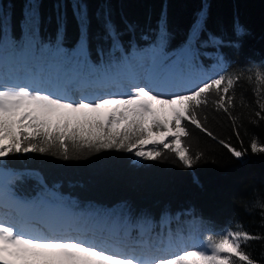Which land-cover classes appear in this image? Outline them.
I'll list each match as a JSON object with an SVG mask.
<instances>
[{
    "label": "trees",
    "instance_id": "1",
    "mask_svg": "<svg viewBox=\"0 0 264 264\" xmlns=\"http://www.w3.org/2000/svg\"><path fill=\"white\" fill-rule=\"evenodd\" d=\"M79 10H85L90 20L88 56L96 66L118 63L133 50L153 47L162 48L171 58L163 63L171 64L189 44L201 13H206L205 30L192 45L191 72L186 62L181 64L186 81L196 73L204 78L223 70L245 69L247 76L251 69L254 77L257 66L264 65V0H0V47L29 43L41 51L59 45L71 53L80 35ZM105 13L120 44L115 51L101 23ZM237 25L242 29L239 35L234 31ZM208 33L221 43L205 44ZM254 86V79L236 86L233 114L240 116L239 140L231 122L211 108L206 127L217 140L190 127L191 150L203 154L191 169L167 151L162 159L136 162L132 153L106 150L71 161L38 153L9 156L0 170L14 174L10 187L16 197L36 202L28 211L39 210L42 199L60 203L61 224L67 227L86 230L96 223L101 232L109 230L119 238L126 231L151 229L153 235L152 230L159 232V241H168L165 234L201 241L225 230L264 236V154L250 149L254 138L264 144V120L251 122L259 110ZM241 95L247 107H241ZM219 139L247 150L246 155L233 158ZM2 176L6 183L9 178ZM169 227L170 231H162ZM116 229L119 232L111 231ZM129 235L138 239V234ZM242 247L264 264V240Z\"/></svg>",
    "mask_w": 264,
    "mask_h": 264
},
{
    "label": "snow or ice",
    "instance_id": "2",
    "mask_svg": "<svg viewBox=\"0 0 264 264\" xmlns=\"http://www.w3.org/2000/svg\"><path fill=\"white\" fill-rule=\"evenodd\" d=\"M205 19L206 13L197 17L189 44L169 65L163 62L171 58L160 47L133 50L131 56H124L118 63L92 64L88 56L90 20L85 10L77 12L80 35L71 53L57 45L55 49L45 46L39 53L22 50L9 54L20 61L17 72L23 68L25 75L0 72V164L9 156L30 153L71 161L106 150L155 161L164 158L167 151L182 167L191 169L203 154H193L191 150L190 127L218 139L206 127L209 108L231 122L239 140L240 116L233 114L237 107L236 86L241 80L250 84L255 80L253 95L259 110L251 122L264 120V65L257 66L254 77L251 69L247 76L245 69L223 70L213 77L186 83L181 64L186 62L191 72L192 45L205 30ZM101 23L106 36L113 40V50L120 49L115 26L107 13ZM234 31L239 35L242 29L237 25ZM204 43L215 45L221 40L208 33ZM28 60L37 63L40 71L28 69ZM146 60L151 62L148 67L143 63ZM2 61L0 56V64ZM138 68L144 73L143 84L139 82ZM156 74L163 77V87L154 79ZM123 82L127 83L126 88ZM110 85L121 90L104 92ZM90 88L100 91L87 92ZM75 93H80L78 98H73ZM241 107H247L242 95ZM218 143L235 159L246 155L247 150H238L223 139ZM250 149L253 154H264V144L255 138ZM0 174L9 178L0 184V264H258L242 245L264 240V236L242 230L208 235L199 244L182 239L177 244L169 235L167 243L161 241L155 246L159 255H150L79 230L72 235L69 230L50 224L45 225L46 231L35 228L23 213L35 207L36 202L15 196L10 187L14 174L2 170ZM57 211L62 213L63 209ZM141 244L150 250L153 247L146 241Z\"/></svg>",
    "mask_w": 264,
    "mask_h": 264
},
{
    "label": "rangeland",
    "instance_id": "3",
    "mask_svg": "<svg viewBox=\"0 0 264 264\" xmlns=\"http://www.w3.org/2000/svg\"><path fill=\"white\" fill-rule=\"evenodd\" d=\"M12 46V44H6L4 45L3 47H1L0 49V56L3 57V61H2V64H0V72H3L5 74H12V75H19L21 77H23L25 75V71L23 68H21L19 70V72H17V68L20 64V61H18L17 59H15L14 57H10L9 54L11 53H14V52H18V51H22V50H31V51H35L38 53L37 49L34 47L33 44H29V43H26V45L21 49V48H17V47H14ZM144 66L145 67H148L150 66V64H147L148 61H144ZM26 65H27V68L30 69L32 72H39L40 69H39V66L37 65V63L31 61V60H28L26 61ZM137 71L140 73V79H139V82L141 84L145 83V79H144V73H143V70L142 69H137ZM157 76H154V79L157 80L158 82H161V86L163 87L164 84H163V78L161 77H157ZM203 77L200 76V73H196L195 75H193L192 77H190L188 80H200L202 79ZM187 80V81H188ZM186 81V83H187ZM123 86L126 88L127 87V83L126 82H123ZM190 86V85H189ZM121 88L116 86V85H110L109 87H106L105 89H103L104 92H118L120 91ZM173 91H179L180 89L179 88H172ZM100 90H97V89H87V92H99ZM80 95V93H75L74 94V97L73 98H78ZM147 147H150V146H146ZM134 156V155H133ZM134 160L136 162H139L141 161L140 158H137L134 156ZM0 184H4V178L2 175H0ZM52 203L56 204V208H52L51 206L53 205ZM39 210L37 211H34V212H31V211H28L27 209L24 210V213L23 215L27 218H29L30 220V223L33 227L35 228H38V229H41V230H45L46 231V227L45 225L46 224H50L54 227H58V228H63V229H66V230H69V234H72V235H76L78 234L77 233V230L81 231V232H84L86 233L88 236H94L96 238H99V239H105V240H109V241H112V242H118L120 243L121 246L125 247L126 249H131V248H135L136 247H142V244L141 242L142 241H145V240H148L150 241L149 243L153 246L152 249H148V253H150V255H159L158 252L155 251V246H158L160 245V242L159 241V237H157L158 233H155V235L151 234V232H149V230H146V229H141L142 231L138 230L137 232L135 233H131L130 231H126L124 232L122 235V238L121 240L120 239H116V240H113V233L109 232V230H104L103 232H101V228H99V225L94 223L89 229H86V230H82L80 228H75V226L73 227H67L63 224H61V216L63 214L62 213H59L57 210L58 209H63L62 205H60V203H57V202H50L48 200H45V199H42V201H40L39 203ZM55 207V206H54ZM39 211H41V213H39ZM37 213V214H36ZM15 213L13 212V217H15ZM76 229V231H75ZM166 230H169L170 231V227L168 229H162V231H166ZM113 231V230H111ZM115 231H119L118 229L115 230ZM99 233V234H98ZM129 234H138L137 238L140 237V241L139 242H135L137 241L138 239H130V237L126 236V235H129ZM130 236V235H129ZM165 238L168 239L167 235L165 234ZM183 240L184 242H187V243H191V242H195L197 244H199L200 240H194V239H190L189 237H186V236H183V235H178L177 236H173V241L177 244L180 243V240ZM162 241H166L167 240H162ZM148 243V242H147ZM148 243V244H149ZM141 248H136V251L139 253L141 252L140 251ZM150 251V252H149Z\"/></svg>",
    "mask_w": 264,
    "mask_h": 264
},
{
    "label": "bare ground",
    "instance_id": "4",
    "mask_svg": "<svg viewBox=\"0 0 264 264\" xmlns=\"http://www.w3.org/2000/svg\"><path fill=\"white\" fill-rule=\"evenodd\" d=\"M1 48V47H0ZM3 49V48H2ZM2 49H0V50H2ZM53 204V203H52ZM55 206V207H54ZM52 208H56L57 206H56V204H53L52 206H51ZM126 236H128L129 237V235H126ZM122 238V237H121ZM121 238H119V237H117V236H114V238H113V240H116V239H120L121 240ZM139 239L137 240V241H135V242H139L140 241V237H138ZM146 242H150V241H148V240H145ZM150 244V243H149ZM151 245V244H150ZM136 248H141V250L140 251H144L145 253H148V248H144L143 246L142 247H136L135 246V249ZM132 249V248H131ZM150 252V251H149ZM150 254V253H149Z\"/></svg>",
    "mask_w": 264,
    "mask_h": 264
}]
</instances>
